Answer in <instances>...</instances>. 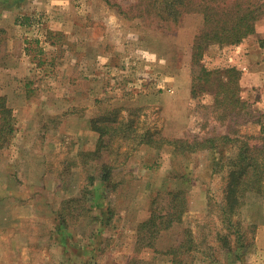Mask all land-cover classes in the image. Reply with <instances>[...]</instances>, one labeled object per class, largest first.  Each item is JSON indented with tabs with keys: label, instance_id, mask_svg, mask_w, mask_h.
Listing matches in <instances>:
<instances>
[{
	"label": "rangeland",
	"instance_id": "374dc122",
	"mask_svg": "<svg viewBox=\"0 0 264 264\" xmlns=\"http://www.w3.org/2000/svg\"><path fill=\"white\" fill-rule=\"evenodd\" d=\"M54 1L59 4L50 9H82L81 37L90 39L92 28L100 40L93 51L109 55L98 60L95 76L83 81L74 72L63 92L27 94L29 82L23 80L24 94L20 87L6 93L15 131L0 142V264H178L164 253L182 244L183 251L189 249L181 255L185 264H264L261 195L247 193L236 217L250 246L230 253L219 240L229 232L221 216L226 170L216 163L235 149L156 148L161 139L261 135L263 93H247L251 81L244 70L240 95L248 105L229 115L216 108V90L209 91L210 83L201 78L202 67H238L234 51L203 49L199 61L193 60L195 36L204 27L201 14H184L173 23L133 17L142 9L139 0ZM212 78L220 79L217 84L226 79L221 73ZM261 80L256 88H262ZM109 125L117 127L113 134L96 131ZM146 133L155 146L145 142ZM104 164L112 167L109 183L100 179ZM171 190L188 192L187 215L162 232L154 248L136 252L139 224L150 217L158 194ZM75 198L88 201L64 205Z\"/></svg>",
	"mask_w": 264,
	"mask_h": 264
},
{
	"label": "trees",
	"instance_id": "16d2710c",
	"mask_svg": "<svg viewBox=\"0 0 264 264\" xmlns=\"http://www.w3.org/2000/svg\"><path fill=\"white\" fill-rule=\"evenodd\" d=\"M138 5H141L142 9H139L140 12L133 16L136 18L157 17L164 22L177 23L184 14L203 15L204 27L195 36L193 47L195 62L199 61L203 49H208L212 44L220 46L242 44L256 34V24L264 17V0H139ZM120 12L123 13L121 10ZM201 69L202 80L210 83L208 90L213 92L216 90L214 103L216 108L223 109L225 115L231 114L237 108L241 111L248 105L240 95L242 72L240 68L233 66L223 71L216 70L217 72L205 67ZM216 73H221V76L225 75L226 79L222 78L220 84H217L220 79L216 82L212 78ZM0 109L2 114L0 142H2L5 134L14 133L13 120L15 119L11 115L12 111L7 106L5 97L0 99ZM105 128L100 129L101 131L97 128L96 131L102 132V137H104L106 132L111 131L113 134L117 130V127L110 125ZM131 129L132 124H128V131ZM142 136L147 138L145 141L147 144L155 146L153 135L146 133ZM161 140L163 142L157 144L156 148H160L163 144H171L175 146V149L184 148L189 152L212 151L220 148L235 149L236 153L227 157L225 162L216 163L219 169L226 170L221 216L229 232L221 235L219 240L222 247L230 253L245 251L251 243L248 241L242 221L236 217L244 206L247 193L255 192L264 197V128L259 136L234 137L226 134L197 138L192 141L187 139ZM101 143L102 141L100 145ZM2 147L3 145H0V148ZM89 154H84V156ZM93 155H98V152H94ZM100 174L101 181L109 183L112 178V167L104 164ZM85 201L88 200L75 198L66 201L64 205L70 208L72 204H82ZM189 208L190 200L187 191L171 190L159 193L153 201L150 217L141 222L137 228L136 252L143 248H154L162 232L183 222ZM86 211L90 212L88 209ZM80 212H83L82 208ZM183 247L184 244L171 248L164 254L170 256L174 263L185 264L181 255L189 254V249L183 251Z\"/></svg>",
	"mask_w": 264,
	"mask_h": 264
},
{
	"label": "crops",
	"instance_id": "0c3cea01",
	"mask_svg": "<svg viewBox=\"0 0 264 264\" xmlns=\"http://www.w3.org/2000/svg\"><path fill=\"white\" fill-rule=\"evenodd\" d=\"M9 1L5 0L8 4H4L3 0H0V35L4 36V49L0 39V49H3L0 51V99L5 97L7 92H14L19 87L24 94L20 86L23 80L29 82L30 88L25 87L27 94L35 91L51 94L63 92L72 86L70 81L75 76L74 72L77 71L76 78L84 81L83 77H92L98 72V60L107 61L109 54L93 51L96 48L95 43L97 48L100 46V40L93 35L92 28L89 31L90 39L81 37L79 33L82 9H50L59 4L54 0ZM256 32V36L248 38L238 46L212 44L208 47V52L218 49L223 55L226 50L234 51L235 55L231 56V61L233 57L238 68L245 71V78L251 81L247 93L251 95L256 89L260 90L263 100L258 102L264 104V20L257 22ZM55 34L62 37L63 41H55ZM80 47H83L84 52L79 53L83 50ZM37 60L44 66L37 67ZM86 60L90 61V67H86ZM50 62L52 64H49ZM48 65L52 66L47 69ZM37 73L43 78L40 82L37 81ZM257 78L262 79L261 89L256 88ZM47 107L50 108L48 105ZM1 125L0 109V128Z\"/></svg>",
	"mask_w": 264,
	"mask_h": 264
}]
</instances>
